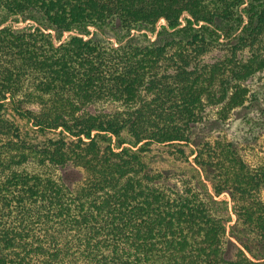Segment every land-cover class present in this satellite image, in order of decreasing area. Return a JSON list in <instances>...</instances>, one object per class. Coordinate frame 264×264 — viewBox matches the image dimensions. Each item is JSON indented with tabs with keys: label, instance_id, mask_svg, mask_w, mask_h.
<instances>
[{
	"label": "trees",
	"instance_id": "1",
	"mask_svg": "<svg viewBox=\"0 0 264 264\" xmlns=\"http://www.w3.org/2000/svg\"><path fill=\"white\" fill-rule=\"evenodd\" d=\"M262 73L264 0H0V264H264Z\"/></svg>",
	"mask_w": 264,
	"mask_h": 264
},
{
	"label": "rangeland",
	"instance_id": "2",
	"mask_svg": "<svg viewBox=\"0 0 264 264\" xmlns=\"http://www.w3.org/2000/svg\"><path fill=\"white\" fill-rule=\"evenodd\" d=\"M185 16H188V14L183 15V22ZM162 23H166L164 19L159 21V24ZM250 85L252 90L259 86L264 88V73L254 78ZM249 111L250 114H248ZM246 116H253V108L248 110L236 109V111L229 113L216 107H209L207 113L208 123L206 122L207 125H205V129H201L200 134L210 136L209 138H215L221 134L225 135L241 144L242 152L249 161L259 160V157L264 155V133L258 141H253V125L245 121ZM222 121L224 122L222 123ZM251 123L253 124V119ZM261 195L264 198V189ZM222 197L230 200L227 193L223 194Z\"/></svg>",
	"mask_w": 264,
	"mask_h": 264
}]
</instances>
